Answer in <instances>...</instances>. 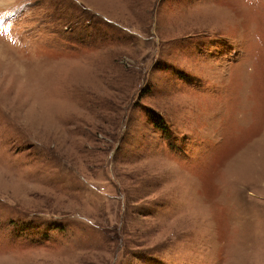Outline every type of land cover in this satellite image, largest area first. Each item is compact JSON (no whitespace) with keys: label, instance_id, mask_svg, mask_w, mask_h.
Here are the masks:
<instances>
[{"label":"rangeland","instance_id":"1","mask_svg":"<svg viewBox=\"0 0 264 264\" xmlns=\"http://www.w3.org/2000/svg\"><path fill=\"white\" fill-rule=\"evenodd\" d=\"M0 264H264V0H0Z\"/></svg>","mask_w":264,"mask_h":264}]
</instances>
